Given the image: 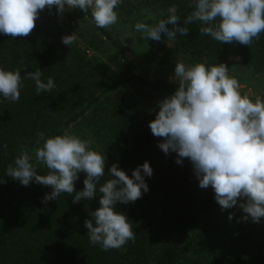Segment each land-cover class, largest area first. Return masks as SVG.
I'll return each instance as SVG.
<instances>
[{"label":"trees","instance_id":"trees-1","mask_svg":"<svg viewBox=\"0 0 264 264\" xmlns=\"http://www.w3.org/2000/svg\"><path fill=\"white\" fill-rule=\"evenodd\" d=\"M192 0H122L115 9L118 18L145 13L149 25L166 19L176 6L183 25L193 10ZM53 17L43 10L27 37L15 39L0 33V68L21 71L18 102L0 95V264H264V217L255 223L239 207L221 210L211 186L201 188L191 162L177 164L176 153L165 154L149 122L158 112L157 102L135 99L131 88L149 90L158 96L172 94L178 83L150 79L138 73L128 56L125 41L114 28H98L91 16L76 8ZM91 21L100 42L115 50L122 64V78L105 80L106 64L88 57L78 42L65 45V28L78 26L77 18ZM200 22L186 25L187 36L177 33L175 40L164 34L159 50L171 57L206 66L237 65L251 74H264V33L247 45L220 43L201 34ZM169 28L172 25H168ZM41 80L51 77L56 87L36 93L35 81L27 72L38 70ZM242 94H251L241 90ZM254 98V97H253ZM45 137L76 135L92 141L90 147L105 155V175L91 200L73 202L75 193L61 194L43 202L51 187L30 182L24 186L6 175L7 167L26 148L38 174L48 169L36 161L37 133ZM7 144V147H3ZM148 161L153 174L145 176L148 191L128 204L117 202V211L129 219L135 242L122 249L102 250L92 245L84 222L99 205V187L111 177L113 163L131 177L132 171ZM142 171V170H141ZM143 174V173H142ZM74 182L76 191L84 188L86 174ZM229 213H234L229 220ZM93 224L95 221L93 219Z\"/></svg>","mask_w":264,"mask_h":264},{"label":"clouds","instance_id":"clouds-1","mask_svg":"<svg viewBox=\"0 0 264 264\" xmlns=\"http://www.w3.org/2000/svg\"><path fill=\"white\" fill-rule=\"evenodd\" d=\"M122 0H0V33L13 39L27 37L35 28L39 14L45 8L56 6L57 13L79 8L86 14L91 10L98 28H110L117 23L115 9ZM193 9L183 25L171 7L166 19L155 25L139 22L135 29L148 40L160 41L162 34L175 40L177 33L187 36L186 25L200 22L201 34L209 35L220 43L234 41L248 47L264 33V0H192ZM168 25H172L171 28ZM77 37L64 35L62 42L72 45ZM35 81L36 93L50 92L56 85L49 77L41 80L38 70L27 72ZM178 81L175 91L158 101V112L149 122L155 137L162 138L158 147L165 153H176V163L187 158L194 169L201 188L212 187L221 210L239 207L245 215L260 223L264 217V97L254 98L241 93L239 81L229 75L224 63L206 66L204 63L186 65L178 61L174 77ZM21 71L0 68V95L18 102L20 99ZM35 158L48 171L38 174L31 163L26 148L10 164L6 175L19 180L24 186L35 182L51 187L43 202L57 199L63 193L73 196V202L91 200L97 194V184L105 175V155L93 150L92 141L76 135L58 134L45 137L37 133ZM3 147H7L4 144ZM142 170V171H141ZM85 173L84 188L76 191L74 182L79 173ZM143 173V174H142ZM111 177L99 187L103 195L99 207L90 213L85 227L92 245L99 244L104 251L122 249L128 242H135V233L129 219L117 211V202H135L147 192L145 176L151 177L153 169L148 161L138 165L131 177L113 163ZM143 189V192H142ZM234 213H229V220Z\"/></svg>","mask_w":264,"mask_h":264},{"label":"rangeland","instance_id":"rangeland-1","mask_svg":"<svg viewBox=\"0 0 264 264\" xmlns=\"http://www.w3.org/2000/svg\"><path fill=\"white\" fill-rule=\"evenodd\" d=\"M53 17V22H56L57 13L56 6L51 10L45 8L43 10ZM73 16V10H66ZM78 26L75 28H65L62 37L73 33L76 35V42L87 54L88 57H97L105 62V80L117 81L122 78V64L119 55L115 50L110 49L105 43H101L99 33L94 29L91 21L83 17L77 18ZM139 22L150 24L145 20L144 12H137L129 18H118L117 23L111 27L115 29L116 34L125 41L126 48H128V56L133 60L139 74L150 79H160L178 83L172 79L174 77V66L178 61L184 62L186 65H192L185 59L171 57L169 51L159 50L160 45L158 41L148 40L143 37L141 32L136 31L135 25ZM229 75L236 78L241 86V90L246 91L253 97L259 95L264 97V74H251L237 65L229 69ZM131 93L135 99L148 103L149 101L157 102L163 99V96L154 95L149 90L131 88Z\"/></svg>","mask_w":264,"mask_h":264}]
</instances>
